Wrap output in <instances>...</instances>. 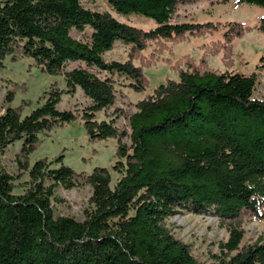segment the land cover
I'll list each match as a JSON object with an SVG mask.
<instances>
[{"label":"trees","instance_id":"trees-1","mask_svg":"<svg viewBox=\"0 0 264 264\" xmlns=\"http://www.w3.org/2000/svg\"><path fill=\"white\" fill-rule=\"evenodd\" d=\"M102 1L107 8L83 0H0V69L7 59L27 58L64 83L55 81L29 113L22 105H9L0 114V264H264V235L241 249L245 231L231 226L221 254L202 263L165 223L181 210L195 215L214 210L230 218L244 209L264 220V98L255 96L257 74L210 69L207 55L198 65L189 55L175 63L169 59L179 79H167L136 103L137 110L127 116L130 145L123 142L128 132L115 125L125 111L97 120V113L117 103V80L144 93L145 68L165 51L172 54L170 45L212 34L222 25L223 39L206 49L214 55L223 51L232 67L234 40L256 28L264 31V16L256 27L177 21L176 8L186 0ZM237 1L264 7V0ZM116 14L144 17L155 26L144 29ZM118 41L128 47L126 58L107 59ZM183 61L186 69L178 67ZM13 86L17 90L7 94L9 103L24 88L18 82ZM77 89L90 99L83 113L59 109L63 94ZM78 119L90 142L117 139L113 169L120 177L114 185L109 168L78 171L62 155L31 163L42 134ZM18 142L19 172L13 175L2 156ZM85 185L92 195L84 219L56 216L57 188Z\"/></svg>","mask_w":264,"mask_h":264},{"label":"rangeland","instance_id":"rangeland-1","mask_svg":"<svg viewBox=\"0 0 264 264\" xmlns=\"http://www.w3.org/2000/svg\"><path fill=\"white\" fill-rule=\"evenodd\" d=\"M88 6L105 9L107 6L102 0L91 2L83 0ZM175 20L197 22H242L246 26L256 27L264 16V7L241 3L237 0H186L181 1L176 8ZM116 16L122 20L134 24L144 29H150L155 23L147 18L132 15L125 18L121 15ZM225 25L212 34L201 37L191 38L181 43L170 45L173 53L165 51L155 59L153 66L145 68V74L149 81L148 89L144 93H137L124 86L127 81L117 80L116 88L118 90V100L115 106L97 113V120H111V115L122 109L126 115L115 122L119 128L126 130L128 136L123 139L127 145L131 144V128L127 116L134 113L136 103L143 99L147 94L153 93V90L165 83L167 79H179V70L173 69L168 62L173 63L183 60L185 55L193 57L198 65L205 55L208 61V68L216 71H240L247 75L257 74V86L255 96L264 98V31L253 29L247 32L243 37L237 38L233 42V66L229 67L224 61V52L214 55L207 51L206 47L215 44L223 39ZM214 47V46H213ZM155 46H151L144 53L149 57ZM128 47L118 41L115 47L106 54L107 59H125ZM5 66L0 69V114L5 112L9 105H22L25 113L43 102L45 91L55 82L60 81L64 87L63 79L52 77L41 72L31 59H23L18 62L5 60ZM187 68L183 61L178 67ZM102 75H106L105 72ZM15 82L23 85L17 91L13 103L7 101V94L17 90L13 86ZM90 104V99L85 96L81 89L71 95L64 93L61 103L58 105L61 110H72L82 114L84 109ZM115 118V117H114ZM42 145L34 152L31 157L33 164L37 159L46 157L49 160L57 156L64 157V163L72 166L78 171L91 172L97 166L107 167L112 175V185L120 177V174L113 169V166L119 160L117 156V139H108L100 142H90L84 129L82 119L76 122L60 126L53 131L42 134ZM21 148V142L9 147L2 156V162L5 169L13 175H17L18 160L17 153ZM24 177L22 180H24ZM21 181V180H20ZM23 189H17L21 193ZM92 195V187L85 185L74 189H65L58 187L56 190V199L53 200L56 216L69 215L79 220L84 219L85 210L89 208V200ZM165 223L174 236L188 244L193 256L202 263H210L214 260V255L221 254L220 243L228 240L231 226H240L244 231V238L240 248H245L264 235V220H258L252 217L246 210L242 209L236 217L220 218L214 214L195 215L186 210L176 215L166 218Z\"/></svg>","mask_w":264,"mask_h":264}]
</instances>
